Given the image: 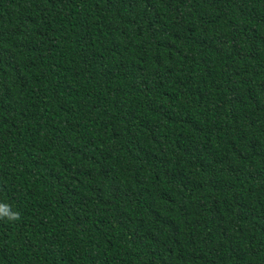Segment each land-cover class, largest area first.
Instances as JSON below:
<instances>
[{
  "label": "trees",
  "instance_id": "1",
  "mask_svg": "<svg viewBox=\"0 0 264 264\" xmlns=\"http://www.w3.org/2000/svg\"><path fill=\"white\" fill-rule=\"evenodd\" d=\"M0 264H264V0H0Z\"/></svg>",
  "mask_w": 264,
  "mask_h": 264
},
{
  "label": "clouds",
  "instance_id": "2",
  "mask_svg": "<svg viewBox=\"0 0 264 264\" xmlns=\"http://www.w3.org/2000/svg\"><path fill=\"white\" fill-rule=\"evenodd\" d=\"M0 219L16 221L20 219V213L18 211L11 210L10 205L6 203H0Z\"/></svg>",
  "mask_w": 264,
  "mask_h": 264
}]
</instances>
